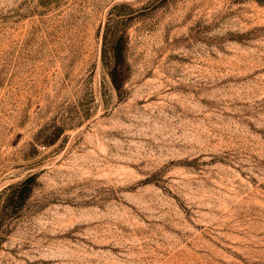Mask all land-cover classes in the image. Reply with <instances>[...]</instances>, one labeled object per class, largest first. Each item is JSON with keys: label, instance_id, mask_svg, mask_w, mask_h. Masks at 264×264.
I'll use <instances>...</instances> for the list:
<instances>
[{"label": "rangeland", "instance_id": "rangeland-1", "mask_svg": "<svg viewBox=\"0 0 264 264\" xmlns=\"http://www.w3.org/2000/svg\"><path fill=\"white\" fill-rule=\"evenodd\" d=\"M29 176L0 264H264V0H0Z\"/></svg>", "mask_w": 264, "mask_h": 264}, {"label": "trees", "instance_id": "trees-1", "mask_svg": "<svg viewBox=\"0 0 264 264\" xmlns=\"http://www.w3.org/2000/svg\"><path fill=\"white\" fill-rule=\"evenodd\" d=\"M114 36L111 35V40H114ZM117 55V50L111 48L110 51H104V60L113 65ZM33 180L34 176H29L23 181L9 185L0 193V242L4 235L5 223L25 206L33 189Z\"/></svg>", "mask_w": 264, "mask_h": 264}]
</instances>
